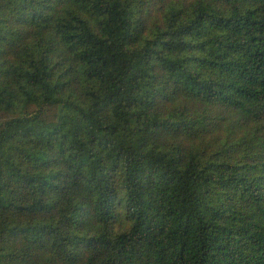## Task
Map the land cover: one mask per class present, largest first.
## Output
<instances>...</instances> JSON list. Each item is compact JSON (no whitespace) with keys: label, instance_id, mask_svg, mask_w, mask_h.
<instances>
[{"label":"trees","instance_id":"1","mask_svg":"<svg viewBox=\"0 0 264 264\" xmlns=\"http://www.w3.org/2000/svg\"><path fill=\"white\" fill-rule=\"evenodd\" d=\"M0 264H264V0H0Z\"/></svg>","mask_w":264,"mask_h":264},{"label":"rangeland","instance_id":"2","mask_svg":"<svg viewBox=\"0 0 264 264\" xmlns=\"http://www.w3.org/2000/svg\"><path fill=\"white\" fill-rule=\"evenodd\" d=\"M126 226H127V221L126 220H122L121 223H119V229L124 228Z\"/></svg>","mask_w":264,"mask_h":264}]
</instances>
